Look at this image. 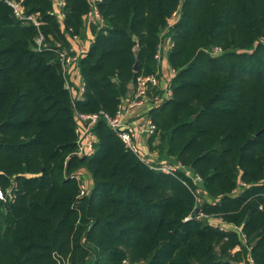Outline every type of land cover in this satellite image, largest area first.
I'll use <instances>...</instances> for the list:
<instances>
[{
  "label": "trees",
  "instance_id": "16d2710c",
  "mask_svg": "<svg viewBox=\"0 0 264 264\" xmlns=\"http://www.w3.org/2000/svg\"><path fill=\"white\" fill-rule=\"evenodd\" d=\"M94 1L64 0L62 28L55 0H23L40 27L0 0V264H264V0ZM94 7L74 98L60 51ZM167 36L176 72L148 154L198 174L200 203L192 178L150 167L103 118L75 153L78 113L115 115Z\"/></svg>",
  "mask_w": 264,
  "mask_h": 264
},
{
  "label": "built area",
  "instance_id": "2783aa9c",
  "mask_svg": "<svg viewBox=\"0 0 264 264\" xmlns=\"http://www.w3.org/2000/svg\"><path fill=\"white\" fill-rule=\"evenodd\" d=\"M7 4H9L13 8V12L17 18L22 20L25 23H31L37 27L42 25V21L40 20L38 13H27L24 10L23 0H3ZM59 5L63 7L64 0H57ZM93 2H95L93 0ZM178 14V11H175L172 16L173 18ZM92 19L96 21H101V16L97 11V8L94 7V12L92 14ZM167 30V29H166ZM164 30L163 33L166 32ZM168 43L165 44L163 39L157 48V52L155 54V58L162 65L164 60H168V52L173 46V42L170 36H168ZM36 43L38 48L43 47L44 43V36L40 34L37 39ZM60 60L63 68L64 75L66 77L68 66L77 61V57H73L72 55L68 54L66 51H60ZM169 61V60H168ZM170 65V64H169ZM169 69L172 73L171 76H163L161 75L160 70H156L155 73L148 74V75H140L137 77L136 82L132 91L130 92V99L126 102L124 98L122 99V103L119 105V108L115 115H110L105 111H99L94 113H78V121H81L83 124L79 125L77 132L79 135L78 139V148L76 150V155L83 156L85 154H90L93 151V146L95 142V138L91 132L92 127L97 123V121L101 118L105 119L108 125L116 131L118 136L123 140L126 146L132 150L135 154L139 156L145 163H147L150 167L154 169L161 170L168 174H176L179 171L186 173L193 181L197 183V189L195 191L196 200L198 203L202 201L201 196V188L199 185L202 183V178L198 174H194L189 171L188 167L181 165L177 162H159L150 156L148 153L143 152L140 146L137 143V136L138 135H152L156 132V124L151 118V116L145 119L143 124L139 125H132L127 121V116L129 114V110L135 106L141 105L146 101H152L155 103L156 108L159 107L164 101L169 99L172 95V88H171V81L173 76L175 75V69L169 66ZM67 83V79H66ZM67 86L69 87L68 83ZM84 170H78L74 173V177L79 181L80 184V195L86 196L90 193L91 189L87 184L85 178ZM244 185V183H241ZM238 190H235L237 193ZM2 192L0 190V197H2ZM203 216V214H202ZM205 217V216H203ZM220 222V221H219ZM221 228H228L229 225L224 224L222 222L218 223ZM237 231H240L238 227H234ZM239 248V247H238ZM251 264H253L252 260H250ZM65 264H70L66 262ZM238 264H245L244 262H239Z\"/></svg>",
  "mask_w": 264,
  "mask_h": 264
},
{
  "label": "crops",
  "instance_id": "0c3cea01",
  "mask_svg": "<svg viewBox=\"0 0 264 264\" xmlns=\"http://www.w3.org/2000/svg\"><path fill=\"white\" fill-rule=\"evenodd\" d=\"M54 13L57 16L58 22L60 23L61 27L64 28V12L63 8L59 5L57 0H55L54 4ZM179 14H177L173 18V22L178 19ZM86 28L84 33L70 36V43L68 46L62 47L63 51H66L68 54L72 55L73 57L79 58L83 53L87 52L91 43L94 40V34L91 29L90 22L92 21V16H86ZM168 37V36H167ZM165 38L164 43H168L169 38ZM169 53V52H168ZM167 53V54H168ZM169 61L164 60V62L159 64V69L161 71V75L163 76H171L172 73L169 69ZM67 83L69 85V88L72 92V95L74 98H81L82 97V91H83V80L80 73V69L78 66V60L74 61L68 66V71L66 75ZM134 85L130 86V92L132 91ZM130 99V95H127L124 97V101ZM156 108V105L152 101H146L141 105L135 106L132 109L129 110V114L127 116V121L131 123L132 125H139L143 124L145 122V119L150 116V112ZM80 125L83 123L79 121ZM151 135H138L136 140L140 148L143 152H151L150 145H149V139ZM153 153V152H152ZM153 155V154H152ZM151 155V156H152ZM153 157V156H152ZM160 160L159 158H156ZM85 178L87 181V184L89 185V188H92V178L89 173L85 174Z\"/></svg>",
  "mask_w": 264,
  "mask_h": 264
},
{
  "label": "water",
  "instance_id": "95a60500",
  "mask_svg": "<svg viewBox=\"0 0 264 264\" xmlns=\"http://www.w3.org/2000/svg\"><path fill=\"white\" fill-rule=\"evenodd\" d=\"M135 54H136V62L134 64V69L135 70H138V67H139V61H138V48L135 49ZM213 96L210 97L205 103H204V106H208L210 101L212 100ZM203 220H206V217H203ZM257 241H255L253 244H256Z\"/></svg>",
  "mask_w": 264,
  "mask_h": 264
},
{
  "label": "rangeland",
  "instance_id": "374dc122",
  "mask_svg": "<svg viewBox=\"0 0 264 264\" xmlns=\"http://www.w3.org/2000/svg\"><path fill=\"white\" fill-rule=\"evenodd\" d=\"M159 142V138H156V141L155 143H158ZM189 171H191L190 169H188ZM202 185L200 184L199 187L201 188V196H203V193H204V190L203 188L201 187ZM211 221L215 224H218L220 223L217 219H211Z\"/></svg>",
  "mask_w": 264,
  "mask_h": 264
}]
</instances>
